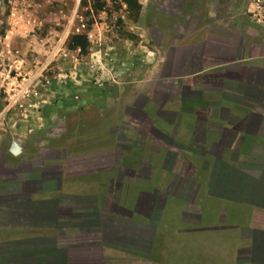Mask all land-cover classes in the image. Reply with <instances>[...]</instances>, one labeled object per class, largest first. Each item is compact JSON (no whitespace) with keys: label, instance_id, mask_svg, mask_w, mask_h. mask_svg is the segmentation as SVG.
<instances>
[{"label":"crops","instance_id":"1","mask_svg":"<svg viewBox=\"0 0 264 264\" xmlns=\"http://www.w3.org/2000/svg\"><path fill=\"white\" fill-rule=\"evenodd\" d=\"M261 1L259 40L253 32L244 41L207 35L169 47L163 81L191 83L180 94L167 84L153 108L145 107L152 94L137 95L143 103L126 107L137 118L131 126L92 118V98L81 95L83 103L75 93L63 112L75 120L44 139L48 145L31 152L25 133L8 141L0 155V264L55 257L56 264H112L106 257L113 251L133 260L164 252L166 264H264ZM189 95L200 100L189 103ZM79 226L101 236L98 254L77 244ZM39 242L58 254L47 260L46 250L32 249L44 248Z\"/></svg>","mask_w":264,"mask_h":264},{"label":"rangeland","instance_id":"2","mask_svg":"<svg viewBox=\"0 0 264 264\" xmlns=\"http://www.w3.org/2000/svg\"><path fill=\"white\" fill-rule=\"evenodd\" d=\"M138 3L140 8L131 12L125 0H0V155L10 149L8 141L20 140L23 133L25 141L30 140L25 146L31 152L39 144L40 148L48 145L44 139L54 138L63 123L75 120L63 114L69 110L68 103L77 100L69 98L75 93L92 98V118L103 114L118 122L125 119L128 124L137 118L133 122L134 115L127 108L143 103L136 102L137 95L152 94L145 107L153 108L163 93H169L167 84L173 92L182 93L183 84L191 81L184 83L180 78L165 82L161 77L169 61V47L179 40L199 41L210 35L208 41L218 42L217 37L244 41L248 32L257 40L262 35L261 0ZM254 14L256 17H252ZM9 30H13L11 38H7ZM76 36L85 38L84 52L75 43ZM216 69L219 67H208L210 71ZM208 80L214 81L213 77ZM85 96L79 100L85 101ZM187 98L192 104L200 100L197 95ZM61 101L59 115L53 109ZM143 125L145 128L144 120ZM79 228L83 237H78L77 244L86 245L89 254H98L101 236L85 231L86 226ZM105 228L100 226L98 230ZM109 244L122 246L115 241ZM38 245L44 248L37 246L33 251L46 250L47 260L58 254L50 242ZM65 252L62 247L61 255ZM108 253L111 255L106 259L112 264H166L164 252L137 260L125 254L118 256L116 251ZM62 262L76 263L64 258ZM56 263L57 257L47 262Z\"/></svg>","mask_w":264,"mask_h":264},{"label":"trees","instance_id":"3","mask_svg":"<svg viewBox=\"0 0 264 264\" xmlns=\"http://www.w3.org/2000/svg\"><path fill=\"white\" fill-rule=\"evenodd\" d=\"M126 4H127V7H128V10L129 11H137L139 8H140V5L138 3V0H125ZM75 40V43L76 44H80L81 45V52H84L85 51V46H86V41H85V38L81 37V36H76L74 38Z\"/></svg>","mask_w":264,"mask_h":264},{"label":"water","instance_id":"4","mask_svg":"<svg viewBox=\"0 0 264 264\" xmlns=\"http://www.w3.org/2000/svg\"><path fill=\"white\" fill-rule=\"evenodd\" d=\"M16 150H14V152H15Z\"/></svg>","mask_w":264,"mask_h":264}]
</instances>
